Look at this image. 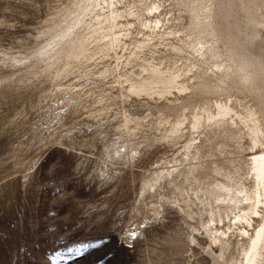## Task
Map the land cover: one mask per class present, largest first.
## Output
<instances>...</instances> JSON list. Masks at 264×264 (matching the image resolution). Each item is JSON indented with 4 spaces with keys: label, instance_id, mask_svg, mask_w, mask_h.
Masks as SVG:
<instances>
[{
    "label": "rangeland",
    "instance_id": "1",
    "mask_svg": "<svg viewBox=\"0 0 264 264\" xmlns=\"http://www.w3.org/2000/svg\"><path fill=\"white\" fill-rule=\"evenodd\" d=\"M129 1L117 21L119 76L109 48L96 51L97 69L82 67L108 33L96 20L105 17L98 0H0V264H213L216 248L202 225H194V245L193 229L174 211L131 246L122 244L142 177L182 155L187 136L173 131L191 120L187 113L176 121L155 114L148 100L162 88L158 76L186 74L183 61L169 55L187 18L178 21L171 0H154L171 21L170 34L145 58L148 76L141 80L132 72L133 54L148 38L140 33L138 0ZM200 116L204 122L207 114ZM234 119L250 131L243 115ZM145 139L151 143L143 160L103 177L99 158L108 141ZM254 142L252 132L232 138L246 158ZM246 178L239 174L238 183L248 184Z\"/></svg>",
    "mask_w": 264,
    "mask_h": 264
},
{
    "label": "bare ground",
    "instance_id": "2",
    "mask_svg": "<svg viewBox=\"0 0 264 264\" xmlns=\"http://www.w3.org/2000/svg\"><path fill=\"white\" fill-rule=\"evenodd\" d=\"M171 1L178 9V21L185 17L187 23H181L184 37L169 57L183 61L186 74L183 79L158 76L154 82L162 88L150 94L148 100L154 103H149V109L174 121L187 113L190 122L173 134H186L188 147L179 158L152 167L142 177L122 244L131 246L147 235V227L167 219L165 212L174 211L193 229L194 245L199 244L194 225H202L216 248L209 255L213 264H264V0ZM98 4L105 17L96 20L107 25L108 33L101 32L102 44L86 56L82 67L86 72L97 69L96 51L109 48L121 76L118 49L123 37L116 30L117 21L132 4L129 0H98ZM138 5V29L148 39L134 51L132 72L144 80L148 76L144 60L148 55L153 58L157 42L168 38L171 21L162 19L164 10L154 0H138ZM133 95L139 97L135 91ZM201 114H207L204 122ZM239 115L250 131L234 119ZM244 132H252L255 141L249 158L232 143L233 136ZM150 143L148 139L108 141L99 158L103 177L111 180L133 169ZM239 174L248 175V184L238 183Z\"/></svg>",
    "mask_w": 264,
    "mask_h": 264
}]
</instances>
